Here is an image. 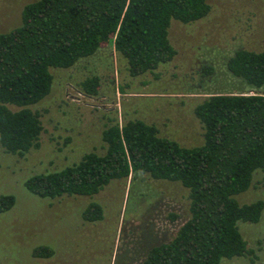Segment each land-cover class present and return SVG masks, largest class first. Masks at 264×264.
Here are the masks:
<instances>
[{"label":"trees","instance_id":"trees-1","mask_svg":"<svg viewBox=\"0 0 264 264\" xmlns=\"http://www.w3.org/2000/svg\"><path fill=\"white\" fill-rule=\"evenodd\" d=\"M210 11L208 0H34L25 4L21 22L0 32V145L23 156L40 144V114L31 105L51 90V68L71 67L80 58L111 43L126 61L130 76L156 69L173 59L169 40L172 20L190 23ZM227 70L252 92L215 93L195 105L203 142L184 146L161 136L142 119L117 121L102 131L103 153L89 151L69 166L40 172L24 184L35 195H93L113 179L143 172L155 179L178 181L188 189L189 216L174 237L155 245L140 264H220L222 258L248 254L238 222H257L258 199L240 203L236 196L264 173V50L238 49ZM204 75L211 66H204ZM98 78L81 82L96 94ZM15 106L18 109H12ZM0 196V213L14 205ZM86 221L102 218L101 206L90 203ZM32 254L48 257L47 246Z\"/></svg>","mask_w":264,"mask_h":264},{"label":"rangeland","instance_id":"rangeland-1","mask_svg":"<svg viewBox=\"0 0 264 264\" xmlns=\"http://www.w3.org/2000/svg\"><path fill=\"white\" fill-rule=\"evenodd\" d=\"M32 1L0 0V32L19 25L23 6ZM208 3L209 13L199 20L171 21L168 35L176 54L154 73L130 76L111 43L71 67L50 69V92L30 106L43 127L39 146L19 156L0 145V196L15 199L0 213V264H140L151 247L174 237L190 203L188 189L178 181L137 172L111 180L93 195L54 199L33 194L24 181L72 165L89 151L103 153L102 131L112 121L142 119L184 146L201 144L195 105L215 93L252 92L226 62L238 49L264 50V0ZM204 66H211V73L204 75ZM93 76L97 92L89 95L81 82ZM236 198L240 203L260 199L263 209L257 222L237 224L248 254L222 258L220 264H264V173L256 170ZM91 202L101 206V219H84ZM38 246L53 254L34 256Z\"/></svg>","mask_w":264,"mask_h":264}]
</instances>
